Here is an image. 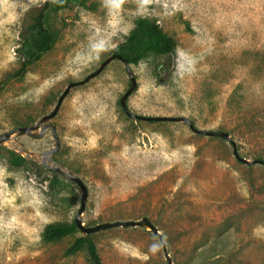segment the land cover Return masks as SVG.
Masks as SVG:
<instances>
[{"label":"rangeland","instance_id":"374dc122","mask_svg":"<svg viewBox=\"0 0 264 264\" xmlns=\"http://www.w3.org/2000/svg\"><path fill=\"white\" fill-rule=\"evenodd\" d=\"M46 0H0V134L47 115L71 82L111 56L140 17L157 21L175 41L170 58L130 64V85L114 59L71 87L54 117V158L88 190L82 222L148 217L173 264H264V0H73L48 8L52 48L30 55L27 12ZM138 3V4H137ZM114 7V9H113ZM116 10V11H115ZM115 12V13H114ZM25 33L27 36L22 37ZM26 61L23 67L22 63ZM17 140L34 158L54 145L50 130ZM252 164H245L235 157ZM0 145V264H92L87 250L67 254L76 228L45 241L50 224L74 221L81 193ZM104 264H167L155 235L140 226L90 233Z\"/></svg>","mask_w":264,"mask_h":264},{"label":"water","instance_id":"95a60500","mask_svg":"<svg viewBox=\"0 0 264 264\" xmlns=\"http://www.w3.org/2000/svg\"><path fill=\"white\" fill-rule=\"evenodd\" d=\"M118 59L120 60L126 70L127 76L130 80V85L128 89L125 91V93L119 98V105L122 108V110L125 112V114L132 118H139L142 120H162V121H181L184 122L193 132L209 135V136H219L223 139H226L227 141L231 142L232 145V139L230 138L229 134L224 131H208V130H199L195 128L193 123L186 117H144L139 116L134 113H132L127 105H126V98L129 96V94L133 91V89L136 86V81L134 76L131 74L130 64L127 62L125 58H123L118 53H113L111 56L107 57L100 65L99 67L93 71L92 73L88 74L85 79L79 82H71L67 85V87L64 89V91L60 94V96L57 99V102L55 103L53 109L47 114L41 117L37 122L31 124V125H24L16 127L12 130L3 132L0 134V145H8V147L19 153L22 157L26 158L27 160L34 161L36 164L44 166L47 170L56 172L60 175H63L66 180L72 184H76L80 190L81 197H80V204L76 211L75 217H74V224L76 228H78L82 234H90L93 232H97L100 230L108 229L111 227H117V226H123V227H135L140 226L142 228H145L146 230L151 231L155 237L159 240L161 247L164 252V257L167 262V264H173L171 257L169 256L166 244L163 239L162 234L157 229L156 225L146 216L141 217L137 220H124V221H112V222H102L97 223L92 226H86L82 222V213L84 211L86 202H87V196H88V190L84 182L81 180V178L78 176L75 170H73L71 167L60 163L54 158V154L58 151L60 147V141L56 133L55 124L52 122H49V120L54 117L61 105V102L63 98L68 93L69 89L77 84L84 83L88 81L90 78L96 76L99 74L102 69L112 60ZM50 130L54 139V145L45 151H43L41 154L37 155V158H34V153L24 147L18 140L17 137L26 135L32 138H39L41 137L46 131ZM233 154L237 159H239L241 162L245 164H252L255 163V161H249L244 158H241L238 156L235 149H233Z\"/></svg>","mask_w":264,"mask_h":264},{"label":"trees","instance_id":"16d2710c","mask_svg":"<svg viewBox=\"0 0 264 264\" xmlns=\"http://www.w3.org/2000/svg\"><path fill=\"white\" fill-rule=\"evenodd\" d=\"M73 0H46L42 5L32 7L28 10L27 15L29 20L24 26L30 34V55L38 57L43 52L50 50L55 41L54 32L48 30L44 25L45 11L48 8L54 10H62L69 8ZM22 37L27 34L22 33ZM175 41L168 36L157 23V21L148 17H140L135 21L134 28L128 33L124 41L115 49L114 53L120 54L127 60L129 64L138 63L141 59L147 56H155L159 58H170L175 52ZM26 65L23 61L22 66ZM13 153L15 151H12ZM23 160L20 154L15 155V162L19 163ZM53 175V180H58L60 174L49 171ZM76 229L74 221L70 224L57 223L46 226L43 232V239L50 241L61 238L70 234ZM86 249L92 264H104L96 250L95 243L90 237V234H82L75 238L67 247L66 253L73 254L81 249Z\"/></svg>","mask_w":264,"mask_h":264},{"label":"bare ground","instance_id":"6f19581e","mask_svg":"<svg viewBox=\"0 0 264 264\" xmlns=\"http://www.w3.org/2000/svg\"><path fill=\"white\" fill-rule=\"evenodd\" d=\"M137 2H138V0H137ZM138 3H139V2H138ZM138 3H137V4H138ZM113 9H114V7H113ZM115 11H116V10H115ZM114 13H115V12H114Z\"/></svg>","mask_w":264,"mask_h":264}]
</instances>
